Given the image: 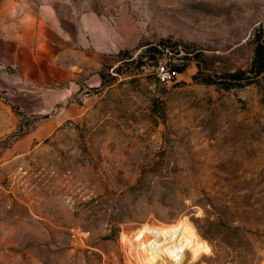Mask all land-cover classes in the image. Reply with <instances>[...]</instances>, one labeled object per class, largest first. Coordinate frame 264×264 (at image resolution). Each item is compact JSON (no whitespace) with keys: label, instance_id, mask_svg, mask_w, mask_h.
Listing matches in <instances>:
<instances>
[{"label":"rangeland","instance_id":"1","mask_svg":"<svg viewBox=\"0 0 264 264\" xmlns=\"http://www.w3.org/2000/svg\"><path fill=\"white\" fill-rule=\"evenodd\" d=\"M10 3L70 39L0 74V264H264V0Z\"/></svg>","mask_w":264,"mask_h":264},{"label":"crops","instance_id":"2","mask_svg":"<svg viewBox=\"0 0 264 264\" xmlns=\"http://www.w3.org/2000/svg\"><path fill=\"white\" fill-rule=\"evenodd\" d=\"M16 5L0 7V74L5 67L14 68L24 78L30 68L38 73L45 71L44 63L54 66L55 49L67 47L70 34L63 30L59 8L31 12L24 3ZM74 21L69 18L70 23Z\"/></svg>","mask_w":264,"mask_h":264},{"label":"bare ground","instance_id":"3","mask_svg":"<svg viewBox=\"0 0 264 264\" xmlns=\"http://www.w3.org/2000/svg\"><path fill=\"white\" fill-rule=\"evenodd\" d=\"M148 237L149 235L146 236V238ZM191 240H192L191 234L187 230L183 228H179L175 231V235L172 238H169L163 244L158 243L157 246L161 247L163 251L164 250L182 251L183 249L187 248L190 245ZM123 241L124 243H127V245H131L132 243H135L136 240L125 236L123 237ZM130 254L132 259L136 261V264H146L148 262V260L145 257H142L135 252H132Z\"/></svg>","mask_w":264,"mask_h":264},{"label":"built area","instance_id":"4","mask_svg":"<svg viewBox=\"0 0 264 264\" xmlns=\"http://www.w3.org/2000/svg\"><path fill=\"white\" fill-rule=\"evenodd\" d=\"M163 79L166 80L169 76V73L162 72Z\"/></svg>","mask_w":264,"mask_h":264}]
</instances>
